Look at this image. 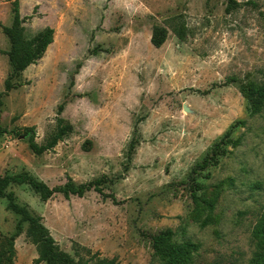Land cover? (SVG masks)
<instances>
[{"label":"rangeland","instance_id":"1","mask_svg":"<svg viewBox=\"0 0 264 264\" xmlns=\"http://www.w3.org/2000/svg\"><path fill=\"white\" fill-rule=\"evenodd\" d=\"M14 1L26 37L54 32L2 96L0 176L101 190L41 201L28 184L10 183L16 202L75 260L162 264L150 236L171 229L175 242L199 245L187 264H249L264 213V106L250 113L240 86L264 83V0H0V91ZM155 25L166 30L159 47ZM62 125L54 147L31 151L30 138L44 144ZM226 133L239 145L221 144L226 152L204 164ZM212 199L211 208L203 202ZM19 218L0 198V239ZM22 227L11 264L38 255Z\"/></svg>","mask_w":264,"mask_h":264},{"label":"trees","instance_id":"2","mask_svg":"<svg viewBox=\"0 0 264 264\" xmlns=\"http://www.w3.org/2000/svg\"><path fill=\"white\" fill-rule=\"evenodd\" d=\"M234 3L233 0H228ZM13 18L9 26H2L3 33L9 41V49L5 51L9 63V74L4 81V89L0 91V108L3 104L2 96L15 87L13 78L19 77L29 65L35 64L44 54L48 45L53 39V28L46 26L32 37L24 35L23 22L25 17H21L18 9V2H13ZM174 34L179 38L182 37V27H174ZM166 30L161 26H153L150 37L151 43L155 47H159L165 40ZM233 80V79H231ZM240 91L245 97L250 113H258L264 106V83H257L251 80L246 81L240 86ZM62 106L59 105V110ZM31 129L26 128V130ZM8 130L0 125V136L7 133ZM68 132V126L62 125L50 137L48 142L44 144L36 143L32 138L29 139V147L35 154L54 147L57 142ZM226 133L218 143L212 148L210 155L204 164L210 161L217 162V155L226 152L224 145L232 148L239 145V138L228 137ZM221 144H224L221 147ZM10 183L28 184L30 188L38 194L41 201H46L56 192L61 193L66 199L70 195L78 197L90 190L92 187L101 193L98 185L92 182L80 183L76 185L70 178L59 186L49 187L45 182L38 180L32 175L13 174L0 176V198L6 199V209L20 215L19 220L15 224L14 232L0 239V264H11L15 255L14 239L23 232L22 222H27L25 229V237L36 246L37 257L33 260V264L45 262V264H117L114 258H104L92 255L89 258L79 257L74 259L67 252L61 250L55 243V240L49 233L45 225L41 223V217L32 215L25 206L16 202L14 193L7 191ZM194 202L201 200L195 194H192ZM208 207H212L214 199L203 201ZM210 222L209 217L202 220L201 224L206 225ZM254 237L257 239V251L253 254L249 264H264V213L257 224ZM151 248L153 254L161 261L162 264H187L190 261L192 253L195 252L199 245L190 240L183 242H175L173 240V231L164 229L150 236Z\"/></svg>","mask_w":264,"mask_h":264}]
</instances>
